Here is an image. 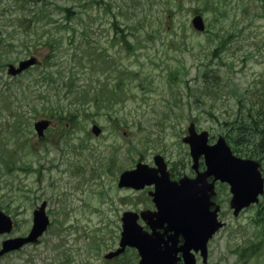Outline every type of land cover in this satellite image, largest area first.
I'll use <instances>...</instances> for the list:
<instances>
[{"label": "rangeland", "instance_id": "1", "mask_svg": "<svg viewBox=\"0 0 264 264\" xmlns=\"http://www.w3.org/2000/svg\"><path fill=\"white\" fill-rule=\"evenodd\" d=\"M198 14L203 31L192 24ZM30 56L39 62L8 73ZM262 104L264 0H0V208L16 221L0 247L29 232L43 201L51 220L39 241L0 264H108L122 212L149 196L120 188V174L157 153L171 172L192 174L183 141L190 122L213 143L238 135L236 120L246 126ZM51 110L58 115L39 137L34 123ZM68 112L77 120L63 128ZM239 142L229 141L247 157ZM216 188L226 225L200 264H264V195L236 216L229 186ZM132 258L129 251L118 264Z\"/></svg>", "mask_w": 264, "mask_h": 264}, {"label": "water", "instance_id": "2", "mask_svg": "<svg viewBox=\"0 0 264 264\" xmlns=\"http://www.w3.org/2000/svg\"><path fill=\"white\" fill-rule=\"evenodd\" d=\"M192 22L198 30L205 29V23L200 14L196 15ZM37 62V57H29L21 60L18 66L9 64L8 72L17 75ZM49 125L48 119L35 122L39 137L44 135ZM92 131L98 135L101 127L94 124ZM183 140L190 145L193 168L197 171L196 177H184L179 182L171 180L165 158L157 154L155 167L139 162L135 168L122 172L119 186L140 189L146 185L155 184V190L151 194L158 211L151 217L144 212L142 214L153 229L167 223L166 231L175 232L170 235L172 240L173 237L183 234L186 240L185 264H195V258L190 252L191 248H201L206 261L208 241L223 226V222L218 219L220 205L217 204L214 209H211L215 204L211 198L216 193V181L221 180L230 184L231 207L234 209V214L238 215L244 207L259 201V196L264 193V177L261 163L253 158L236 155L223 135L219 136L215 143L210 144L209 132L207 130L198 132L195 123L191 122L188 134ZM201 156H204L206 163V169L203 171L199 170ZM209 177H213L211 181ZM46 204L47 202L44 201L34 210L33 225L29 234L5 239L0 255L39 239L50 223L46 214ZM138 216V213L130 210L123 213L120 247L106 257L120 254L129 245L139 248L142 255L140 264H175L176 250L170 245L163 248L161 246L163 235L145 231L137 222ZM154 216L156 218H153ZM13 226L12 217L0 209V233L11 232Z\"/></svg>", "mask_w": 264, "mask_h": 264}, {"label": "trees", "instance_id": "3", "mask_svg": "<svg viewBox=\"0 0 264 264\" xmlns=\"http://www.w3.org/2000/svg\"><path fill=\"white\" fill-rule=\"evenodd\" d=\"M115 25H116V28L118 27L119 29L120 26H118L117 24ZM120 30L123 31L122 29ZM115 36L117 38L122 37L123 41L126 44H128V47H131V43L127 39V35L125 33L117 32ZM219 75H220L219 73L214 74L212 71L204 73V76L210 79H217ZM48 76L51 77L52 74L48 73ZM69 85L72 87V84H69V83L66 86H69ZM93 85H94V89H96L97 92H101V89L98 88L100 87L98 84H96L98 86H95V84ZM71 112H68L69 114H67L66 116H64V114H60L61 119H64V118L67 119L66 121L62 120L63 128H67L69 127V125L72 126L76 122L77 114L71 113ZM57 115H58V112L51 110L50 113L43 114L42 118H48L51 121H53L54 120L53 118H56ZM247 120H249L248 121L249 123L246 124V126H245L246 121L236 120L241 123L240 126L238 127V135L234 134L230 130V134L227 135L228 136L227 139L229 138V141H233L234 143L240 144L239 142L240 138L243 137L246 140V143L249 145V149H246L244 152L248 155L247 157L254 158L258 155V152H257L258 149L264 153V104L261 105L256 115H254V113L249 114ZM234 124H236V122ZM251 147H254V149H252ZM234 150L238 152L236 149Z\"/></svg>", "mask_w": 264, "mask_h": 264}, {"label": "flooded vegetation", "instance_id": "4", "mask_svg": "<svg viewBox=\"0 0 264 264\" xmlns=\"http://www.w3.org/2000/svg\"><path fill=\"white\" fill-rule=\"evenodd\" d=\"M151 165H154V163H150ZM170 167V166H169ZM171 172V171H170ZM185 175H190V176H193L194 174H187V173H184V174H173L171 173V177L172 179L174 180H179L181 179L183 176ZM154 188L153 185H150V186H147L145 187L144 189H141V190H137V191H143V192H146L149 196H148V201L146 203L143 204V206H137V207H134L135 211L139 212V213H142L143 211H146V212H152V211H155L156 209V204L154 203L153 201V198L152 196L150 195V191H152V189ZM214 200L218 203H222V201L219 199L218 195H216L214 197ZM139 222L143 223L144 224V227L148 230H150V227L147 225L146 221L142 218V216L139 217ZM165 226L166 225H163L162 227H158L157 228V231L160 232L163 236H162V242H161V246L163 247L165 244H168V245H171L172 242L169 238V235L171 234V232H166L165 231ZM121 241V240H120ZM184 236L183 235H179L178 237L175 238V248L177 249V261L176 263L177 264H183L184 263V251L182 249V245L184 244ZM120 244V242H119ZM118 247L114 248L113 250H110L109 252H113L117 249ZM129 251H132V254H133V258L130 262H126L129 263V264H138L140 262V251L137 247H131V246H127L125 248V250L119 254V255H115L113 257H109V258H105V262H108V264H118V260L123 256V255H126L129 253ZM192 251L194 252L195 254V257L197 259V263L200 264L199 260L202 258L201 256V252L200 251H197L195 249H192ZM107 264V263H105Z\"/></svg>", "mask_w": 264, "mask_h": 264}]
</instances>
